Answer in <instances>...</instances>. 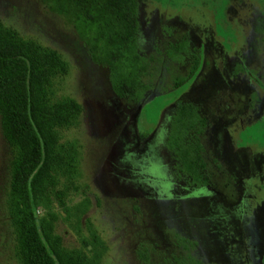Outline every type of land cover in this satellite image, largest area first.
Wrapping results in <instances>:
<instances>
[{"label":"rangeland","instance_id":"obj_1","mask_svg":"<svg viewBox=\"0 0 264 264\" xmlns=\"http://www.w3.org/2000/svg\"><path fill=\"white\" fill-rule=\"evenodd\" d=\"M142 101L117 97L68 17L48 0H0V22L58 52L68 71L53 102L76 121L58 131L50 180L64 203L63 247L91 264H264V0H137ZM187 45L183 64L168 55ZM198 68L191 76V64ZM205 119L208 186L180 175L166 149L176 102ZM11 153L0 131V264H15L6 198Z\"/></svg>","mask_w":264,"mask_h":264},{"label":"trees","instance_id":"obj_2","mask_svg":"<svg viewBox=\"0 0 264 264\" xmlns=\"http://www.w3.org/2000/svg\"><path fill=\"white\" fill-rule=\"evenodd\" d=\"M48 4L69 18L91 60L108 69L114 94L142 101L148 86L142 81L144 60L136 53L137 0H48ZM172 50L173 60L183 64L187 45L172 47L170 57ZM198 64L195 56L191 76ZM67 71L58 52L0 22V131L11 153L6 207L15 264H91L60 248L63 244L55 227L62 215L37 216V205H62L65 199L49 172L58 158V131L73 124L80 113L72 99L53 102L51 98L56 81ZM205 128L206 121L194 105L176 102L166 149L178 173L199 187L210 183L202 143ZM172 264L202 263L187 254L184 261Z\"/></svg>","mask_w":264,"mask_h":264}]
</instances>
